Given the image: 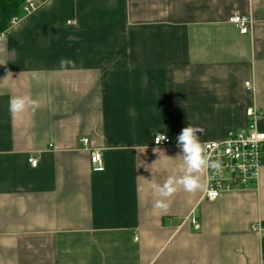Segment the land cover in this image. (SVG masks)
<instances>
[{"label":"crops","instance_id":"1","mask_svg":"<svg viewBox=\"0 0 264 264\" xmlns=\"http://www.w3.org/2000/svg\"><path fill=\"white\" fill-rule=\"evenodd\" d=\"M37 2L0 39V264H264V166L256 189L155 207L184 127L222 140L255 107L264 132V0ZM24 95L39 107L14 116Z\"/></svg>","mask_w":264,"mask_h":264},{"label":"built area","instance_id":"2","mask_svg":"<svg viewBox=\"0 0 264 264\" xmlns=\"http://www.w3.org/2000/svg\"><path fill=\"white\" fill-rule=\"evenodd\" d=\"M37 3V0L26 2L23 5L22 14L33 12L37 8ZM19 18H13L11 24L17 23ZM229 21L242 35L251 32L252 17L236 13ZM246 86H250V83L247 82ZM246 112L248 117L246 127L229 130L226 138L222 140L203 142L210 158L220 163L218 172L209 171L207 173L208 188L204 191L203 196L205 200L213 202L224 193L258 188L261 168L264 166V132L259 131L256 126V118L260 112L255 107H249ZM80 143L84 147L88 146L89 138L83 137ZM153 143L158 146L169 145L170 138L167 137L166 141H161L158 144L155 136ZM90 162L94 173L105 171V162H103L100 150L91 153ZM29 163L33 167L38 166L36 159L30 158ZM192 224L195 230L200 228L196 218L192 219Z\"/></svg>","mask_w":264,"mask_h":264},{"label":"clouds","instance_id":"3","mask_svg":"<svg viewBox=\"0 0 264 264\" xmlns=\"http://www.w3.org/2000/svg\"><path fill=\"white\" fill-rule=\"evenodd\" d=\"M2 38L3 35L0 34V39ZM38 107V101L27 95L15 96L9 100V111L14 116H20L29 108L34 111ZM203 132V128L189 124L177 136V146L182 153L177 156L181 161L179 175L170 176L162 185L155 186L160 197L155 203L156 208L167 211L168 198L180 189L189 193L206 190L208 188L207 173L220 170V163L210 158L205 143L200 139V134ZM155 136L158 144L167 140V136L161 132L155 133Z\"/></svg>","mask_w":264,"mask_h":264},{"label":"trees","instance_id":"4","mask_svg":"<svg viewBox=\"0 0 264 264\" xmlns=\"http://www.w3.org/2000/svg\"><path fill=\"white\" fill-rule=\"evenodd\" d=\"M29 0H0V34H4L14 17L22 15L23 5Z\"/></svg>","mask_w":264,"mask_h":264}]
</instances>
